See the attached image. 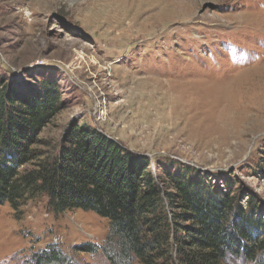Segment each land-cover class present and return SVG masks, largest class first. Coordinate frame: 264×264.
<instances>
[{
  "label": "rangeland",
  "instance_id": "rangeland-1",
  "mask_svg": "<svg viewBox=\"0 0 264 264\" xmlns=\"http://www.w3.org/2000/svg\"><path fill=\"white\" fill-rule=\"evenodd\" d=\"M0 76L19 94L56 90L45 157L85 125L264 219V0H0ZM108 230L90 210L54 213L45 195L5 203L0 264H34L49 245L62 264H119Z\"/></svg>",
  "mask_w": 264,
  "mask_h": 264
},
{
  "label": "trees",
  "instance_id": "trees-1",
  "mask_svg": "<svg viewBox=\"0 0 264 264\" xmlns=\"http://www.w3.org/2000/svg\"><path fill=\"white\" fill-rule=\"evenodd\" d=\"M41 88L19 94L0 76V206L16 210L45 195L54 213L93 211L108 221L110 258L119 264H264V219L229 191L164 178L147 156L85 125L69 124L57 153L45 157L38 136L60 105L50 84ZM65 260L53 245L33 256L34 264Z\"/></svg>",
  "mask_w": 264,
  "mask_h": 264
},
{
  "label": "bare ground",
  "instance_id": "bare-ground-1",
  "mask_svg": "<svg viewBox=\"0 0 264 264\" xmlns=\"http://www.w3.org/2000/svg\"><path fill=\"white\" fill-rule=\"evenodd\" d=\"M76 52V51H75ZM80 59L84 60L86 56L82 52H76Z\"/></svg>",
  "mask_w": 264,
  "mask_h": 264
}]
</instances>
